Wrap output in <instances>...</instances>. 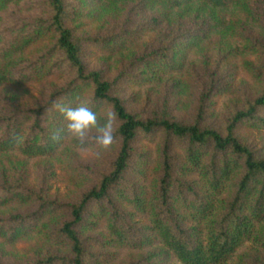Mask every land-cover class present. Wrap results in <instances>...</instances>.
<instances>
[{
  "label": "rangeland",
  "instance_id": "obj_1",
  "mask_svg": "<svg viewBox=\"0 0 264 264\" xmlns=\"http://www.w3.org/2000/svg\"><path fill=\"white\" fill-rule=\"evenodd\" d=\"M4 1L0 0V66L10 62L14 69L20 70L45 53L50 54L48 65L53 61L63 65L62 52H49L60 37L57 31L47 33L23 52L4 45L17 33L19 19L33 23L35 18L52 15L45 0ZM64 2L66 25L82 45L86 71L101 72L106 80L115 82L112 94L121 97L127 109L139 118L171 119L185 124L199 120L203 128L211 127L227 135L237 113L246 111L264 94V0H238L227 8L202 2L169 7L156 5L152 0ZM217 17L226 23L213 27L211 20ZM26 30L27 26L23 27V32ZM92 37L107 38V45L91 42ZM164 60L176 62L178 67L170 69L171 63L164 65L166 62H161ZM158 64L165 66L167 72L160 70L155 77L152 70H156ZM59 65L48 75L32 77L21 86L0 84V116L44 106L52 92L75 76L68 67ZM85 89V100H88L93 87L90 84ZM110 110L109 105L101 109L97 117L101 124ZM258 114L264 115V110ZM31 122L32 119L25 121L24 127ZM119 124L116 117L114 129ZM235 133L253 150L256 158L264 159V128L242 122ZM89 135L94 136L95 130ZM164 138L165 134L158 131L153 140L140 137L135 142L139 151L147 150L149 159L146 180L132 175L138 187L149 190L162 174ZM120 147L119 138H115L110 148L101 149L94 139L82 144L70 135L52 156L28 158L17 151L0 153V188L6 184H23L50 199L77 202L111 169ZM172 154L175 162H179L184 149L174 146ZM196 178L193 175L186 179L194 181ZM239 180L240 174L235 175L228 191L222 195L225 204L218 208L217 217L229 210L227 204L237 192ZM37 206V200L0 205V215L27 213ZM135 219L146 222L140 215ZM106 232L102 227L90 234ZM41 241V236H33L8 244L0 238V261H25L31 258L30 252ZM89 248L105 254V259L91 264H179L160 243L143 249L89 243ZM230 264H264V247L246 243Z\"/></svg>",
  "mask_w": 264,
  "mask_h": 264
},
{
  "label": "trees",
  "instance_id": "obj_2",
  "mask_svg": "<svg viewBox=\"0 0 264 264\" xmlns=\"http://www.w3.org/2000/svg\"><path fill=\"white\" fill-rule=\"evenodd\" d=\"M237 1L152 0L156 5L169 7L202 2L219 8L230 7ZM44 4L52 15L35 18L33 23L19 19L17 33L4 45L23 52L47 33L57 31L60 37L49 52H62L63 65L57 61L48 65L49 53L20 70L6 62L0 66V84L21 86L32 77L48 75L58 65L68 67L75 76L52 92L44 106L0 116V153L17 151L28 158L56 154L70 134L68 121L53 107L54 102L73 108L86 104L97 117L104 105H109L120 122L114 135L121 140V147L111 169L77 202L50 199L23 184L2 186L1 206L32 200H37L38 206L27 213L0 215V238L8 244L33 236H41L42 241L30 252L31 258L21 262L0 261V264H91L105 259V254L92 252L89 243L140 249L160 243L179 264H230L246 243L264 247V159L256 158L235 133L242 122L264 128V115L258 114L264 110V94L246 111L237 113L227 135L211 127L203 128L199 120L185 124L171 119L139 118L127 109L121 97L112 94L115 82L106 80L101 72L86 71L82 45L66 25L64 0H45ZM211 21L213 27L226 23L221 17ZM26 26L28 30L23 32ZM89 40L106 46L108 39ZM161 62L171 63L170 69L178 67L176 62ZM158 65L157 71L152 70L155 77L160 70L167 72L165 66ZM90 84L92 96L85 100L84 91ZM31 119L29 126L24 127L23 123ZM158 131L165 134L162 174L148 190L138 187L132 179V175L140 180L149 176L147 150L139 151L135 142L140 137L153 140ZM57 133L59 138L53 139ZM15 136L21 137L22 142L17 143ZM174 146L184 149L179 162H175L172 154ZM237 174H240L238 190L227 204L229 210L219 218L217 210L225 204L222 195ZM193 175L196 180L186 179ZM136 215L146 218V222L140 223ZM102 227L106 233L90 234Z\"/></svg>",
  "mask_w": 264,
  "mask_h": 264
},
{
  "label": "clouds",
  "instance_id": "obj_3",
  "mask_svg": "<svg viewBox=\"0 0 264 264\" xmlns=\"http://www.w3.org/2000/svg\"><path fill=\"white\" fill-rule=\"evenodd\" d=\"M53 107L60 111L68 121L67 131L70 135L76 137L80 143H85L88 139H94L101 149H108L115 141L114 121L116 113L109 111L106 121L101 124L97 115L86 104H79L76 107H68L62 103L54 102ZM95 130V135L89 133ZM59 134H54L53 139H58ZM17 143L22 142V138L15 136Z\"/></svg>",
  "mask_w": 264,
  "mask_h": 264
}]
</instances>
